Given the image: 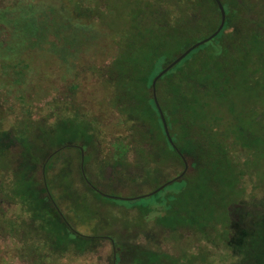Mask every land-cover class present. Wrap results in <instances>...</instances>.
I'll list each match as a JSON object with an SVG mask.
<instances>
[{"label":"trees","instance_id":"1","mask_svg":"<svg viewBox=\"0 0 264 264\" xmlns=\"http://www.w3.org/2000/svg\"><path fill=\"white\" fill-rule=\"evenodd\" d=\"M220 1L225 11L220 33L156 84L158 104L187 171L159 193L132 201L99 192L132 198L183 170L165 135L151 83L176 56L215 31L220 14L214 0H50V23L34 15L31 3L12 14L14 0H4L0 23L12 27L15 41L0 42V93L23 117L0 128V235L15 239L20 261L190 264L201 259L205 243L226 250L231 264H264V196L244 197L243 166L232 160L229 148L242 146L241 132L226 125L227 116L240 114L241 70L251 50L248 38L264 27V0ZM93 30L99 35L85 34L84 40L81 31ZM110 37L111 59L101 65L87 60L80 68L77 55L92 46L103 54ZM28 47L50 52L65 70L56 73L57 80L68 83L66 93L55 94L38 116L32 100L21 103L19 85L29 70L21 56ZM6 69L16 77L3 78ZM80 75L86 83L81 96ZM92 83L100 90L96 98ZM63 146L68 147L46 162L42 174L47 156ZM111 207L137 210L124 219L137 215L142 227L95 229L97 223L110 224L112 218L99 213ZM177 239L195 244V253L175 256L162 248Z\"/></svg>","mask_w":264,"mask_h":264},{"label":"rangeland","instance_id":"2","mask_svg":"<svg viewBox=\"0 0 264 264\" xmlns=\"http://www.w3.org/2000/svg\"><path fill=\"white\" fill-rule=\"evenodd\" d=\"M28 3L33 5L32 9L30 10L37 18H39V20H43L48 23L53 22L54 9L50 0H14L13 5L15 9L12 10V14L18 12L21 8L26 9ZM3 4L4 0H0V6H3ZM113 5L115 7L116 4ZM114 7L111 6L113 11L115 10ZM261 14H263L261 16L263 17L264 13L261 12ZM95 20L96 18L93 21L95 22ZM257 33L258 36L253 35L252 37L248 38V41L251 42L249 44L251 50H249L248 54H246L245 63L243 69L241 70L244 72V78L239 84V87L243 92V97L240 99V114L239 116H227L226 121L229 131L233 132L237 129L239 132H241L240 144L242 146L230 145L229 148L231 151V158H233L232 160H235L239 165L243 166L242 171L245 173V176L242 180V185L245 186V198L264 196V27H261ZM85 34H87L89 38L92 36L96 38L99 35L97 33L96 36L95 30H93V32L81 31V36L84 35V37L87 38L84 39L86 41H88V37ZM13 35L14 34L11 26H3L0 23L1 43L10 40L15 41V39L12 37ZM68 36L71 38L73 34L69 33ZM105 41L109 47L103 54L98 51L97 47L92 46L86 52L83 51L77 55L76 62L82 66L80 68H84L83 66L87 60H90L95 65H101L102 63H107L111 59L113 48L111 37ZM44 47L47 46L45 45ZM21 60H25L27 64H29L26 82H23V84L19 85L22 89L24 88V91L20 90L21 94L24 95L23 99H25L22 100L21 103H24V101L27 102V99L32 100L31 105L33 114L34 116H38L45 112L46 104L55 94L66 93L68 83L66 81L61 82L57 80L56 75L57 72L61 71V74L65 70H62L63 67L61 68V66H58V64L56 66L55 58L50 52L44 49H32L28 47V49L22 53ZM20 69L21 67L19 66L17 70L20 71ZM1 73L4 74L3 78L5 77V79H13L16 77L15 71L6 69ZM77 77H79L80 82V92L78 93V95H80L81 90L86 86V83L84 79L81 80V75ZM56 86L59 87L57 90L54 89ZM89 87L92 91L91 97H98L100 93L99 87L95 85V83L90 84ZM3 95L4 93H0L1 129L17 124L20 118L23 117L19 109H16L15 112H12L11 109L13 107L8 108L9 106ZM14 97L16 98V95H14ZM14 97L11 98L12 101H14ZM59 182L61 185L65 184L63 177L60 178ZM93 205L99 208L98 204L93 203ZM109 209H103L101 213H98L101 214L102 218L104 217V219H110L109 217H111L112 219L108 221L110 224L103 222L99 225L97 223L95 229L101 231L107 230L106 228H110L111 230H127L134 227L136 230H138V228L142 227L139 221L140 218L137 215H135V218H132L129 221L124 219L127 214L131 216L137 210L128 209L126 210V213H123L119 211V208L111 207ZM103 211L107 214H117L107 215ZM8 216H10L9 213ZM79 228L81 230H85V227L81 225H79ZM17 245L18 243L15 241V239H11L6 235H0V264H26L17 258ZM202 246L204 248L203 256L200 260L195 261L194 263L191 262L190 264H231L232 258L226 250L216 248L205 243ZM162 248L175 256H181L183 253H195L196 245L193 243H187V241L182 239H177V241L168 240L162 244ZM106 251H108L107 244L104 245L101 252L104 254ZM198 257L200 258V256L197 255L196 258L198 259ZM83 262L84 261L81 260L78 261L77 264Z\"/></svg>","mask_w":264,"mask_h":264},{"label":"water","instance_id":"3","mask_svg":"<svg viewBox=\"0 0 264 264\" xmlns=\"http://www.w3.org/2000/svg\"><path fill=\"white\" fill-rule=\"evenodd\" d=\"M215 4L217 5V8L219 10V14H220V22L217 26V28L215 29L214 32H212L210 35H208L207 37L195 42L194 44H192L191 46H189L185 51H183L181 54H179L178 56H176V58L174 60H172L167 66H165L152 80V83H151V88H152V94H153V99H154V102H155V105L157 107V110L159 112V116H160V119H161V122H162V125H163V129H164V132H165V135L167 137V140L168 142L170 143V145L175 149V151L177 152V154L181 157L182 161H183V164H184V167H183V170L175 177L165 181L164 183H162L160 186H158L157 188H155L154 190H152L151 192H148L146 194H142V195H139V196H135V197H132V198H121V197H117V196H111V195H107V194H103V193H100V195H102L103 197H106V198H109V199H123V200H137V199H143V198H146V197H150V196H153L157 193H159L160 191H162L164 188H166L167 186L173 184L174 182L180 180L186 173L187 171V168H188V165H187V162L185 160V158L182 156V154L180 153V151L176 148V146L174 145L172 139H171V136L169 134V130L167 128V124H166V121H165V117L160 109V106L158 104V101H157V98H156V84L157 82L167 73L169 72L172 68H174L178 63H180L188 54H190L193 50L197 49L198 47L210 42L212 39H214L219 33L220 31L222 30L223 26H224V23H225V11H224V8H223V5L221 3L220 0H214ZM65 147H68V146H63V147H60L56 150H54L51 154H49L45 160V163L43 164L42 166V174H43V170H44V166L46 164V162L52 157L54 156L55 154H57L58 152H60L62 149H64ZM83 158H84V155H83V152L81 150V162H80V167H81V172L83 174V168H82V163H83ZM88 183V182H87ZM89 184V183H88Z\"/></svg>","mask_w":264,"mask_h":264}]
</instances>
